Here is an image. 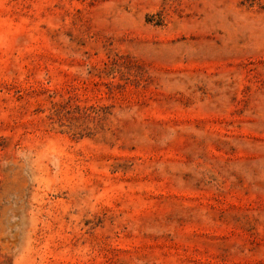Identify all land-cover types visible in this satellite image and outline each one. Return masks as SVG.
<instances>
[{"label": "rangeland", "instance_id": "374dc122", "mask_svg": "<svg viewBox=\"0 0 264 264\" xmlns=\"http://www.w3.org/2000/svg\"><path fill=\"white\" fill-rule=\"evenodd\" d=\"M0 264H264V0H0Z\"/></svg>", "mask_w": 264, "mask_h": 264}]
</instances>
